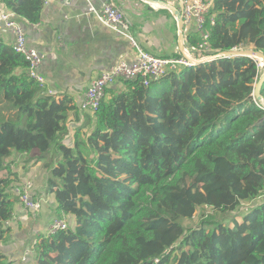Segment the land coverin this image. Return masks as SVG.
<instances>
[{
  "label": "trees",
  "instance_id": "1",
  "mask_svg": "<svg viewBox=\"0 0 264 264\" xmlns=\"http://www.w3.org/2000/svg\"><path fill=\"white\" fill-rule=\"evenodd\" d=\"M45 1L0 5L37 24ZM194 26L189 50L207 33L215 52H264V0H213L204 28ZM259 64L230 57L169 69L149 86L126 80L91 113L69 95L49 94L0 39V243L19 200L21 178L7 161L16 152L45 161L53 220L68 221L67 229L38 234L28 261L264 264V201L234 225L217 215L264 198V108L253 96ZM71 115L85 120L72 145ZM5 260L0 252V264H11Z\"/></svg>",
  "mask_w": 264,
  "mask_h": 264
},
{
  "label": "crops",
  "instance_id": "2",
  "mask_svg": "<svg viewBox=\"0 0 264 264\" xmlns=\"http://www.w3.org/2000/svg\"><path fill=\"white\" fill-rule=\"evenodd\" d=\"M91 1L100 6L104 0ZM111 1L130 20L131 31L144 50L163 57H176L181 53L177 18L168 8V5H172L181 10L180 0ZM18 21L24 27L29 46L36 48L44 56L38 71L46 79L49 94L57 98L69 95L78 107L81 106L92 80L115 62L122 59L132 61L135 56L130 40L104 26L89 11L87 0H47L39 23L31 24L25 19ZM195 30L197 28L194 25L185 26L184 41L187 50L188 33ZM0 39L6 43L11 42L14 39L12 30L3 27ZM119 87L122 85L112 88L120 89ZM84 123V117L76 120L75 115L70 116V135L66 141L68 144H73L76 129ZM17 155V160L13 159L14 155L7 160L11 163L13 172H18L21 178L17 182L15 194L18 195L17 188L26 178L31 179L36 184V197L42 201L43 207L35 211L26 208L20 199L17 200L15 218L10 222L11 230L7 238L0 243V252L6 258L5 262L36 264L31 259L23 262L21 257L26 247L38 234L47 230L53 217L57 216L56 201L53 194L45 192V161L38 162L32 155ZM32 197L36 200L35 195Z\"/></svg>",
  "mask_w": 264,
  "mask_h": 264
},
{
  "label": "built area",
  "instance_id": "3",
  "mask_svg": "<svg viewBox=\"0 0 264 264\" xmlns=\"http://www.w3.org/2000/svg\"><path fill=\"white\" fill-rule=\"evenodd\" d=\"M87 1L89 2V11L93 13L104 26L130 40L135 49V56L132 61L122 59L115 62L97 78L92 80L81 102L80 107L82 110L94 113L105 99L107 90L118 84H121L122 87L119 88L123 89L122 83L126 80L132 81L140 79L145 86H149L150 83L158 81L166 75L169 69L194 65L182 54L180 57H163L144 50L131 31L130 20L121 8L111 0L102 1L100 6L94 5L91 0ZM180 3L185 26L196 25L202 30L206 21V14L213 0H180ZM14 16L15 14L11 12V10L0 5V30L3 27L12 30L14 39L10 43L13 49L22 54L26 59L29 76L37 81L40 86H45L46 79L38 71L44 56L36 48L29 46L24 27ZM207 39L208 34L204 33L203 40L199 42L198 46L192 47L191 50H187L189 54L194 57H203L214 53L215 51L210 48ZM256 104L264 108V100L256 99ZM32 187L33 184L31 181L27 180L23 182V184L17 188L19 199L26 208L40 209V202L32 197ZM14 218L15 215L13 214V219ZM10 222L11 221H7L6 224L9 225ZM67 227L68 221L65 218L57 217L49 224L47 233L51 235L60 230L67 229ZM32 251L31 248L25 249L21 260L27 261Z\"/></svg>",
  "mask_w": 264,
  "mask_h": 264
},
{
  "label": "water",
  "instance_id": "4",
  "mask_svg": "<svg viewBox=\"0 0 264 264\" xmlns=\"http://www.w3.org/2000/svg\"><path fill=\"white\" fill-rule=\"evenodd\" d=\"M168 8L173 12L174 16L177 18L178 28H179V48L183 56L187 58L190 62L194 65H199L205 62L222 59V58H230V57H250L255 59L258 62H262L264 65V52L258 50L256 47L250 48H234L231 50H223L219 52H215L212 54H208L203 57H194L193 55L189 54L187 48L185 47V39H184V30H185V23L182 15V11L175 6L168 5ZM264 82V74L259 82L255 86V90L253 92V96L257 100H263L261 95V87Z\"/></svg>",
  "mask_w": 264,
  "mask_h": 264
},
{
  "label": "rangeland",
  "instance_id": "5",
  "mask_svg": "<svg viewBox=\"0 0 264 264\" xmlns=\"http://www.w3.org/2000/svg\"><path fill=\"white\" fill-rule=\"evenodd\" d=\"M252 47V46H251ZM258 62V61H257ZM259 63V62H258ZM260 65V64H259ZM261 67H264V65H260ZM18 153H16V152H14L13 153V155H14V158L13 159H15V160H17V155ZM12 155V156H13ZM45 176H46V180H45V185H47V180H48V177L50 176V175H48L47 176V173H45ZM27 180H29V181H31L32 182V184H33V187H32V191H31V194H32V196L33 195H35V197H36V195H38V193H36V191L38 192V189H36V184L34 185V182L31 180V179H28V178H26L25 180H24V182L25 181H27ZM23 184V183H22ZM49 199H52V197H49ZM36 200L37 201H39L40 202V204H41V207H40V209H33V210H35V211H39V210H41L42 209V207H43V203H42V201L41 200H39V199H37V197H36ZM264 201V198L263 199H259V200H256V201H253L252 203H248V204H243L241 207H239V208H237L234 212H232V213H230V214H217L218 216H219V218H222L223 216H227V219H226V221H225V223H229V224H231V225H234V223H233V221H232V218H235V219H239V220H241L242 218H243V216H244V214H245V212H247V209L249 208V207H253V206H257V205H259V204H261L262 202ZM30 209V208H29ZM208 212H213V210L212 209H210L209 208V210H207ZM33 214H35V213H33ZM56 217V216H55ZM199 217V215H197V218ZM43 221L45 222L46 221V219L44 218L43 219ZM191 224H194V223H192V222H188V225H191ZM42 229V228H41ZM40 229V231H42ZM46 232H47V230H46ZM37 240V238L35 237V239H34V242ZM25 256V255H24ZM26 258H27V256H26Z\"/></svg>",
  "mask_w": 264,
  "mask_h": 264
},
{
  "label": "bare ground",
  "instance_id": "6",
  "mask_svg": "<svg viewBox=\"0 0 264 264\" xmlns=\"http://www.w3.org/2000/svg\"><path fill=\"white\" fill-rule=\"evenodd\" d=\"M259 63H260V62H259ZM259 63H258V64H259Z\"/></svg>",
  "mask_w": 264,
  "mask_h": 264
}]
</instances>
